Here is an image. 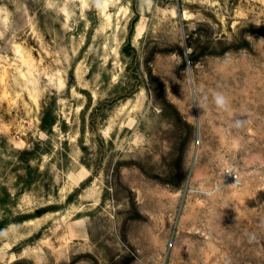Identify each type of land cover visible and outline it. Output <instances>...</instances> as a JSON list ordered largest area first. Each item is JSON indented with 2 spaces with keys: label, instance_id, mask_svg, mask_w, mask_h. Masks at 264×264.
<instances>
[{
  "label": "rangeland",
  "instance_id": "rangeland-1",
  "mask_svg": "<svg viewBox=\"0 0 264 264\" xmlns=\"http://www.w3.org/2000/svg\"><path fill=\"white\" fill-rule=\"evenodd\" d=\"M0 224V264H264V0H0Z\"/></svg>",
  "mask_w": 264,
  "mask_h": 264
},
{
  "label": "trees",
  "instance_id": "trees-1",
  "mask_svg": "<svg viewBox=\"0 0 264 264\" xmlns=\"http://www.w3.org/2000/svg\"><path fill=\"white\" fill-rule=\"evenodd\" d=\"M134 21H136V19L134 20ZM7 194V193H6ZM25 220V217H21V218H19V220H15L16 222H19V221H24ZM6 225H8V224H6ZM5 227V225H3V224H0V230L2 229V228H4Z\"/></svg>",
  "mask_w": 264,
  "mask_h": 264
},
{
  "label": "clouds",
  "instance_id": "clouds-1",
  "mask_svg": "<svg viewBox=\"0 0 264 264\" xmlns=\"http://www.w3.org/2000/svg\"><path fill=\"white\" fill-rule=\"evenodd\" d=\"M218 103H222V101H218Z\"/></svg>",
  "mask_w": 264,
  "mask_h": 264
}]
</instances>
